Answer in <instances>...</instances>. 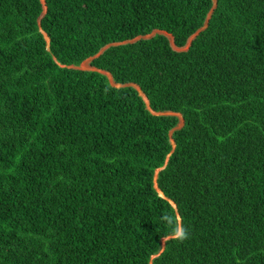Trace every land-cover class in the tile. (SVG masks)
<instances>
[{
    "label": "trees",
    "instance_id": "16d2710c",
    "mask_svg": "<svg viewBox=\"0 0 264 264\" xmlns=\"http://www.w3.org/2000/svg\"><path fill=\"white\" fill-rule=\"evenodd\" d=\"M0 264H264V0H0Z\"/></svg>",
    "mask_w": 264,
    "mask_h": 264
},
{
    "label": "clouds",
    "instance_id": "9594fccd",
    "mask_svg": "<svg viewBox=\"0 0 264 264\" xmlns=\"http://www.w3.org/2000/svg\"><path fill=\"white\" fill-rule=\"evenodd\" d=\"M168 221V226L172 229L170 235L172 238L183 241L188 238V230L182 225L176 224L171 215L165 218Z\"/></svg>",
    "mask_w": 264,
    "mask_h": 264
},
{
    "label": "water",
    "instance_id": "95a60500",
    "mask_svg": "<svg viewBox=\"0 0 264 264\" xmlns=\"http://www.w3.org/2000/svg\"><path fill=\"white\" fill-rule=\"evenodd\" d=\"M92 60H93V58H91V59H89V60L86 61V62H87V63H86V67H88V70H89V71H96L97 69H95V68L89 66V63H90V61H92ZM84 63H85V62H84ZM84 63H83V64H84ZM84 66H85V64H84ZM80 69H81V68H80ZM103 73L109 76V78H110L111 83H112L113 86H115V87H122L121 85H118V84H116V83L113 81V77H112V75H111L110 73H105V72H103ZM137 88L139 89L138 86H137ZM145 100H147V99L145 98ZM178 116H179V118H180V125L178 126L177 129H181V128L184 126V120H183V118H182L180 115H178Z\"/></svg>",
    "mask_w": 264,
    "mask_h": 264
},
{
    "label": "rangeland",
    "instance_id": "374dc122",
    "mask_svg": "<svg viewBox=\"0 0 264 264\" xmlns=\"http://www.w3.org/2000/svg\"><path fill=\"white\" fill-rule=\"evenodd\" d=\"M41 1H42V0H41ZM85 63H87V62H85ZM85 63H84V64H85ZM84 64H82L80 68H81V69H84V70L88 69V68H86V66H84ZM158 172H159V171H158ZM158 172H157V173H158ZM161 195H162V194H161ZM163 241H164V240H163Z\"/></svg>",
    "mask_w": 264,
    "mask_h": 264
}]
</instances>
